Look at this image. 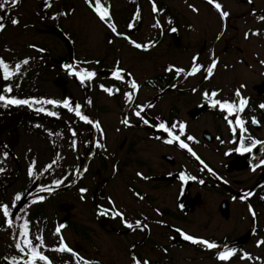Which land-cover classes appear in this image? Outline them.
Instances as JSON below:
<instances>
[{
  "label": "flooded vegetation",
  "instance_id": "af4514ba",
  "mask_svg": "<svg viewBox=\"0 0 264 264\" xmlns=\"http://www.w3.org/2000/svg\"><path fill=\"white\" fill-rule=\"evenodd\" d=\"M216 2L222 5V10L230 14L223 21L208 0H102V3L109 8L111 21L117 26L118 32L124 33L138 43L151 44L144 50L135 48L128 40L114 34L106 23L100 21L85 0H61L59 4L60 6L62 4L64 8L61 6L56 9H61L64 16L71 14L73 9L77 11L79 6L74 7L72 3L80 5L79 12L83 18H86L85 14L90 15V18L93 17L97 24L102 26L105 40L115 42L116 55L110 67L102 60L87 58L83 50L76 47V38L73 37L71 29L61 26L59 22L56 25L53 24V13L56 11L49 16L46 14L44 17H39L40 24H53L55 28L53 33L61 51L53 56L54 51L38 43H34L36 47H31V50L38 58L42 55L43 58L48 59L44 62L43 68H46L48 71L46 74L52 76L51 78L58 86L70 84L81 91L77 98L71 92H65L55 99L70 98L72 104L78 102L81 105V112L92 120L94 111L99 113V109L103 108L102 105L101 107L93 105L92 88L99 97H104L111 103L106 106L107 117L104 123L100 121L101 127L87 132L91 144L87 155L74 156V160L67 164L68 169L63 164L64 169L60 173L61 184L53 187V190L49 192L42 190L47 185H43L40 179L35 178L27 188L32 197L36 195L38 198L44 197L42 202L55 194L64 195V202L61 201L56 207L61 213L58 218L60 221L55 222L56 226L63 224V228L71 230L76 237L78 235L87 246L88 243L95 245L94 242L98 248L102 246L101 249L89 250L88 253L80 249L74 251L78 254H71L74 263L71 259L63 263L64 261L59 257L44 253L52 264H77V259L81 255L104 253L105 256L110 252L113 254L115 249L111 244L103 246L99 243L100 241L97 242L91 238L98 229L105 234L101 239L114 235L116 252L129 251L127 253L130 256L129 264H133V256L141 262L148 260L149 264L171 263L181 257L187 249L192 252V257L188 259L193 260V257L210 259L215 264H227L228 261L235 259L238 255L242 257L245 253L249 254L250 258L254 256L258 259L249 249V243L235 244L233 241L248 239L260 241L264 238V199H262L264 197V165H259V159L264 157V151L259 150V146L249 154L230 151L238 146L241 133L239 126L235 123L233 127L236 131H231L225 117L233 121L236 117L218 106L212 107L209 101L204 100L202 94L205 91L211 93L215 90L218 95L214 99L238 102L234 93L239 90L241 97L247 101L244 110L239 113L247 129L243 135L264 141V108L260 107L264 104V89L262 91L257 89L258 85H264V20L260 19L264 16V0H216ZM20 3L21 0L13 6L9 2L1 11L3 23L6 26L11 24L12 19H17V24L20 23V18L13 14L15 9H19ZM153 3L156 5V12H153ZM47 4L51 6L48 7ZM190 5L197 11H193ZM51 7L52 3L44 0L43 10ZM52 8L55 9V6ZM251 19L254 20L253 26L249 25L244 29L243 22ZM157 21L160 26L154 27ZM129 24L132 25L131 28L128 27ZM173 28L176 29L175 32L171 31ZM245 33H249L247 38L252 37L256 40L255 50L253 46L248 45ZM218 36L219 39H217ZM38 49H44V51ZM122 53H125L128 59L131 56L132 60L133 58L142 60L141 63H144L146 68L136 72L129 70L122 65L124 62ZM213 53L218 62L212 76L208 77L205 69L211 63ZM194 56L198 57L196 62L202 66L196 74L182 73L177 76L174 70L165 71L168 65L190 70ZM117 63L120 68L130 74L126 75L124 80H117L112 76V70ZM68 64L77 69L85 68L95 71L96 76L82 84L77 76L65 69L64 65ZM251 64L254 66L257 64L261 72V80L252 86L247 82L250 76L241 73V68L245 69ZM136 65L135 63L134 67ZM22 69L24 70V67ZM132 79L136 80L139 89L129 102L124 93L131 91L127 81ZM100 85L114 87L119 91L109 94L102 90ZM145 88H148L149 92L144 93ZM137 105L142 106L141 115L149 121L148 124H144L135 115L138 110ZM71 115L75 114L71 113ZM252 118H255L258 123L253 124ZM124 119L129 121L128 126L121 122ZM200 119L209 120V124L202 127L200 132L190 128V120ZM160 121L166 122L169 126L173 122H184L186 128L181 139H185L189 147L211 171L204 168V164L186 149H181L177 142L166 143L167 133L153 126ZM175 134H179V129L175 130ZM187 135L193 136L194 140H186ZM98 144H103L104 148L100 149ZM209 144L212 145L211 152H214L219 159L215 164H211L199 150L201 147L209 149ZM147 145H162L169 151L178 152V155L182 156L191 168L181 163L180 169H175V156L170 153L161 154V161L156 166L150 165L145 160L144 153L141 152V148ZM42 161L43 164L49 162L45 159ZM253 165H259L255 171L252 170ZM128 169L130 170L127 171ZM181 171L195 176L196 180L181 181L178 175ZM137 173H141L142 176H138ZM87 174L91 175V184L88 187H82V180ZM201 180L204 183H200ZM109 183L114 184L113 190L118 187L122 193L114 194ZM108 184L111 188L109 194L108 190L105 192ZM171 186L172 190L169 191ZM81 188L87 189V192L81 193ZM191 190L193 196L190 195ZM249 192L252 193L251 196L246 195ZM164 193H168L172 200L166 202ZM214 194L217 196L216 204L213 202ZM242 196L245 198L241 199ZM109 198L114 202L115 207L124 213L128 221L134 223L139 219L148 227L128 229L120 217L98 215V209L101 206L111 207ZM78 203H81L84 210L78 207ZM249 205L255 212V217L250 213ZM212 206L215 208L211 209ZM35 210L33 209L32 213L25 218L31 222L28 226L29 239L33 241L36 236L33 231V233L30 232L31 226L34 221H38L39 215L44 216L45 213L43 205L39 208L41 212ZM86 210L88 218L84 221L80 217L83 218ZM197 212L204 216L202 220L197 221L196 218H192V214ZM237 222L243 223L244 235L238 236ZM55 223L47 222L42 228L44 233L49 231L52 238L56 236L53 231ZM190 224H196L198 231L191 230ZM177 228L185 234L215 242L217 248L208 249L204 245L186 241L183 235L176 231ZM220 228L222 231L218 234ZM17 237L25 251L20 252L13 247L14 249L12 248L13 250L8 254L10 257L16 256L19 260L16 262L24 261L23 264H26L29 259L27 247L20 233ZM226 246L236 249V253L229 260L221 261L217 256L219 252L225 250ZM259 246L262 247L263 244ZM259 246L255 248L258 249ZM112 257H110V264L117 261L114 256ZM250 258L242 260L247 261ZM261 258H264V253ZM105 260L100 258L91 261L94 264L95 262L107 264ZM37 264H43V262L37 261Z\"/></svg>",
  "mask_w": 264,
  "mask_h": 264
},
{
  "label": "rangeland",
  "instance_id": "374dc122",
  "mask_svg": "<svg viewBox=\"0 0 264 264\" xmlns=\"http://www.w3.org/2000/svg\"><path fill=\"white\" fill-rule=\"evenodd\" d=\"M49 1L52 3V7L55 6V9L51 7L50 9L43 10L42 5L44 0H21V3L18 6L19 9H15L13 11V14L20 18V23L15 25L11 23L6 26L3 31H0V58H3L9 64V66L13 68L16 64H20L21 71L20 73L16 74L18 83L24 81L27 82V84L24 82L26 92L29 93L32 91V93H36L41 97V101L46 99H55V97H60V95L64 94L65 92H71L74 97H79L81 91L74 88L75 86L72 87L70 84L58 86L57 83L53 81V78H51L52 76H48V74H46L48 71H46V68H43V64L44 62H47L48 59L43 58L42 55L38 58L37 55L33 53L29 45L38 43L41 46L43 45L48 47L50 51H54L53 56L58 55V52H60L61 49L57 38H55V33H53L55 28L52 25H56V23L59 22L61 26L71 29V32H73V37L76 38V47L82 49L87 58H96L102 60L107 64L108 67H110L113 63L112 61L114 56L116 55V46H114L115 42L111 43V40L109 42L105 40L102 26L100 24L98 25L93 17L90 18V15L85 14L86 18H83L82 14L79 12L80 5L72 3L74 7H79L77 8L76 12L73 9L71 14L66 15V17L64 14H60L61 9H56L58 7L61 8V6L64 8L62 4L61 6L59 4L61 0ZM53 11H56L57 15H55L56 12L53 13L54 18L52 25H47V23L42 25L39 23L41 22L39 18L40 16L44 17L46 14L49 16V14ZM82 18L84 20H82ZM249 21L245 20V22H243L242 26L244 29L249 27V25L253 26L254 20L251 19ZM247 40L248 45L253 46V49L255 50L256 40H254L252 37L247 38ZM124 51H126V49H124ZM125 53L128 54L127 51ZM125 53H122L124 58V62L122 64L123 66L127 67L131 71L134 70L135 72L140 71L141 69L144 70L146 68L144 63H141L142 60L133 58V61L131 56H129L128 59ZM26 58L28 59V63L23 64V60ZM135 63L137 64L136 67H134ZM141 66L143 68H141ZM22 67H24V70ZM241 73H246L250 76L247 79V82L250 83L251 86L261 80L260 67L257 64L255 66L251 64L245 69L241 68ZM32 88L35 90H32ZM92 90V97L94 101L93 105L95 107H101V105L103 106L101 110L99 109V113H95L94 111V114L91 117L94 118L92 120L93 124H88L80 120L79 117L71 115V113L74 114V112H69L62 106L59 108L58 106L45 103L38 104L37 108H30L27 105H10L7 107V110H4L5 106L0 105V169H3V171H0V204H9L10 212L12 213L11 219L13 220L11 226L0 223V264H13L10 254L8 253L14 249L13 247H15L16 243H20L22 245L17 235L20 233L19 230L23 225L24 219L29 216L30 213H32L33 209H36L39 212V208L42 207V205L44 206L45 210L44 216H38V221L33 222L30 232L33 231L35 236H43L45 247L40 249L43 251V253L51 254L55 257L57 256L62 259V261H64L63 263H66L65 261L68 259H71V262L74 263L73 257L71 256L72 253L58 252L55 250L59 245L58 236L56 235L54 238H52L53 236L51 237L49 231L45 230V233L42 231L45 223L49 222L54 224L55 222L60 221L58 218L60 217L61 213H59V210L56 209V207L61 201L64 202V195L55 194L50 196L45 202H42L43 200L40 201L37 195L34 197L29 195L31 192L27 188L29 187L31 181L37 178L36 180L40 179L43 185H47L46 188L53 189V187L57 186L55 185L54 181L57 179L61 181L60 173L63 172V164L68 169L67 164L74 160V156H84V154L87 155L89 152L91 144L89 143L87 132H90L93 130V128H96L95 122H105V117H107L105 114L106 106L107 104L111 105V103L106 101L104 97H99L94 88H92ZM143 90L144 93L149 92L148 88ZM76 103H73V106ZM41 107L47 109V111L57 112L58 114L56 116H51L48 115L47 112L36 111V109ZM28 117H30L29 119L33 121L35 125H37L35 132L31 130L28 132L22 128V131H18L17 129H20L19 123L22 122V120H28ZM206 124H209V120L200 119L190 120L189 122L190 128L199 130V132L201 131L202 127H205ZM209 146V149L201 147L199 150L201 151L200 153L211 162V164H215L219 159L214 152H211L212 145L209 144ZM4 152L8 153L7 157L3 155ZM141 152L142 154L144 153L145 160H147L152 166H156L160 163L159 161H161V154L170 153L171 155L175 156V169L179 170L181 163H185L188 168H191V165L186 164V161H184L182 156L178 155V152L173 150L169 151L168 148L162 145H147L144 148H141ZM42 159H45L46 161L49 160V162L43 164L42 162L44 160L42 161ZM54 161L56 162L53 163ZM33 162H35L34 173L30 177L28 175V168L29 166L33 165ZM48 165H51V168H49ZM129 170L130 169L127 171ZM90 179L91 175L87 174L82 180V187L90 186ZM109 184L111 185L110 187L112 188L114 194L118 195L119 193L120 195L122 193L118 187H115L113 190V183ZM109 184L105 190V192L108 190V194L109 190L111 189ZM171 190L172 186L169 191ZM192 190L190 191L191 196H193ZM24 191L26 192L25 194L23 193ZM35 191L39 192L37 189H35ZM17 192L22 194L23 202L22 205L16 209V206L19 202H16L13 207L12 200ZM123 194L126 195L125 193ZM164 194L166 202L172 200L171 197L168 196V193ZM216 199L217 196L214 194V203ZM162 204L165 205L163 201ZM166 204L168 205V203ZM78 207L82 208L81 203H78ZM214 208L215 206L211 207V209ZM82 210H84V208H82ZM1 215L2 213H0V217ZM87 218L88 212L86 210V213L83 214V218L80 217V219L85 221ZM192 218H196L198 221L202 220L204 216L197 212L192 214ZM30 223L31 222H29V225ZM237 223L238 225L236 228H238V236L244 235L243 223ZM57 226L55 223V227L53 228L54 233ZM190 226L191 230L198 231L196 230L198 229L196 224H190ZM34 228L37 231H34ZM221 231L222 228L218 230V234H220ZM94 234L95 235H91L93 240H96L97 242L100 241L99 243H101L103 246H105L104 244L112 245L113 249H115V252H113L114 255L112 252H110L106 253L105 256L104 253H99L81 255V257L90 261L95 259L99 260L102 258L103 260L106 259L105 261H107V264H110V257L114 256L115 260L117 261L113 260V264L130 263V256L127 254L129 251L116 252V239L114 235H109V237H104L105 239H101L105 234L100 229H98V231ZM60 235L64 237L67 245L74 251H78L80 249V251H85L88 253L89 250H99L102 248L101 245L98 248L95 242L93 243L95 245L88 243L87 246L78 235L77 237L74 236L72 231L68 228H61ZM238 242L249 243V249L252 251V253L256 254L258 259H255V257L252 256L249 260L244 261L238 255V257H235V259L228 261L227 264H264V258H261V255L263 257L264 253V244L262 247L259 246L257 249L255 248V246H258V240L256 239L233 241L235 244ZM34 244H39V241L35 240ZM183 254L185 255L183 256ZM189 257H192V252L191 250L187 249L182 253L181 257H178L171 263L165 262L164 264H215V262L210 259L205 260L200 259L199 257H193V260H190L188 259ZM23 262L24 261L16 262V264H23Z\"/></svg>",
  "mask_w": 264,
  "mask_h": 264
},
{
  "label": "snow or ice",
  "instance_id": "6c2138e0",
  "mask_svg": "<svg viewBox=\"0 0 264 264\" xmlns=\"http://www.w3.org/2000/svg\"><path fill=\"white\" fill-rule=\"evenodd\" d=\"M9 2L13 6H15L18 4L19 0H2V2H0V10H4L6 7V4H8ZM85 2L88 3L89 7L92 8V10L96 13V15L98 16L100 21L106 23L107 27L117 36H120V37L128 40L129 43L132 44L137 49L146 50L148 47L151 46L150 43L149 44L138 43L135 40H131L124 33L118 32L117 26L115 25L114 22L111 21L110 10L106 5H104L102 3V0H85ZM208 2L215 7V9L217 10L222 21L225 20L230 15L229 12L222 10V5L218 2H216V0H208ZM46 6L50 7L51 5L47 4ZM190 7L193 8V11H197L193 6L190 5ZM156 11H157L156 5H155V3H153V12H156ZM61 14H63V13H61ZM260 19L264 20V16H261ZM11 23L15 25L18 23V20L12 19ZM169 23H171V21H169ZM153 26L159 27L160 26L159 21H157L156 24H154ZM5 27H6V25L3 23V16H0V31H2ZM128 27L131 28L132 25L129 24ZM171 31L175 32L176 29L173 28V29H171ZM252 34L257 35L258 33H252ZM248 35H249V33H245L246 38ZM217 39H219V36L217 37ZM29 47L35 48L36 46L35 45H29ZM38 50L44 51V49H38ZM192 59H193V62H192V66H191L190 70H185L184 68L175 67L174 65H168V66H166L165 71L171 72L174 70L177 76H179L182 73L185 75H194L201 70L202 66L196 62L198 57L194 56ZM217 62L218 61L215 59L214 53H213V58L211 60V63L205 69L208 77L212 76L213 70H214ZM27 63H28V59L26 58L23 60V64H27ZM64 67H65V69H67L69 71L70 74L77 76V78L81 81L82 84L86 80L90 81L96 76L95 71H91V70H88L85 68L77 69L73 65H70V64L64 65ZM0 72H2L4 80H11L15 73L20 72V64H16L13 68V67H10L9 64L3 58H0ZM126 75H130V74H128L126 72V70L120 68L118 63H117V65L112 70V76L117 80H124ZM127 83L129 84L131 91L124 93V95L126 96L128 101L131 102L133 99L134 93L139 89V85L136 82V80H134V79L127 81ZM100 87L102 90H104L105 92H108L109 94H112L114 91H119V89H116L114 87H107L105 85H100ZM12 91H13V87L11 85H8V86L3 88V93H0V105L5 106V107L10 106V105H17V106L18 105H27L28 107L31 108L34 103H45V104H49V105H53V106H62L63 108L67 109L69 112H74L75 116L79 117L80 120H82L88 124H93L92 119H90L89 116H87L81 112V105L79 103H76L73 106L70 98H65L63 100H56V99H46V100H42V101L33 100L30 102L28 99H19V98H16L15 96L4 94V93H12ZM193 91H195V89H193ZM202 95H203L204 100L209 101L212 107L215 108L218 106L221 110H226L229 114H232V113L237 114L235 121L228 119L227 116L225 117L227 123L230 126V130L233 132L236 131V128L233 127V123H235V125L239 126V131L241 133L239 140H238V146L234 147L230 151H233L236 153L249 154V153H252L254 149H257L258 146H259V150L264 151V141L255 139L251 136L245 137L243 135V133H245L247 131V129L244 126L245 121H244V119L240 118L239 113L244 110V107L247 104V101L241 97V93L239 90H237L234 93V95L238 99V102L237 101H229L227 99H224V100L214 99L218 95V93L215 90H213L211 93H209L208 91H205ZM89 103H90V101H89ZM149 106H151V105H149ZM260 107L264 108V104H261ZM137 109L138 110L135 112V115L137 117H139L140 120L144 124H148L149 121L144 116L141 115V111H143L142 106L137 105ZM36 111L47 112V114L51 115V116H56L58 114L57 112H54V111H47V109H45L43 107L36 109ZM121 122L126 126L129 125V121L127 119H124ZM251 122L253 124L258 123V121L255 118H252ZM153 126L159 128V129H162L165 133H167L168 138L165 140L166 143L172 144L173 142H177L178 146L181 149H186L193 157H195L202 164H204V168L211 171V169L208 168V165L200 159V157L193 151V149L191 147H189V144L185 142V139H181V136L184 135L185 128H186V125L184 122H179V121L173 122L169 126L166 122L160 121L159 123L154 124ZM95 127L97 129H99L101 127L99 122H95ZM177 129H179V134H175V130H177ZM74 135H75V133H74ZM186 140L193 141L194 137L191 135H187ZM97 146L100 148H104L103 144H98ZM225 154L228 155V153H225ZM3 155L5 157H7L8 153L4 152ZM53 163H55V161ZM34 165H35V162H33V165L29 166V168H28V175L30 177L34 173ZM259 165H264V157H261L259 159ZM259 165H253L252 170L255 171V168ZM48 167L51 168V165H48ZM0 171H3V169H0ZM137 175L142 176L141 173H137ZM178 175H179V179L181 181H184V182H186L188 180H196L195 176L188 175L184 171H181ZM199 182L204 183V181H202V180ZM54 183H55V185L59 186L61 184V181L59 179H57L54 181ZM42 190H46V191L51 192L53 189L52 188H44ZM80 192L86 193L87 189L81 188ZM246 195L251 196L252 193L249 192ZM21 198H22V194L20 192H17L15 194L13 200H12V205L14 206L16 204V202L21 200ZM240 198L244 199L245 197L242 196ZM43 199H44V197H42V196L39 197L40 201H42ZM262 199H264V197H262ZM108 202L111 205V207L101 206L98 209V215H102V216L111 215L114 218L120 217L122 223L128 229H133V228L144 229V228L148 227L146 224H142L141 220H139V219H137L134 223L128 221L125 218L124 213L119 211L115 207V204L111 200V198H109ZM249 211L253 215V217H255V212L252 210L251 205H249ZM0 213H2V215H3L4 222L7 223L9 226H11L13 223V220L10 218L12 216V213L10 212L9 204H0ZM157 223H162V221H157ZM28 226H29V221L27 219H24L23 225L21 226L20 235L23 237V243L27 247V253H28L29 259L26 261V264H37V261H42L43 264H52L49 257L47 255H45L40 250L41 248L45 247L43 236L42 235L36 236L35 240L39 241V244H34L33 239H29V227ZM63 227H64V225L61 224V225H58L55 229L54 234L57 235L58 239H59V245L55 250L58 252H68V253H72L73 255H78L74 252V250L71 247H69L67 245V243L64 240V237L62 235H60L61 228H63ZM176 231L178 233H181V235H183L184 240L190 241L193 244H201V245L206 246L208 249L217 248V245L215 242H210L209 240L201 238V237H195L193 235L185 234V233L181 232V230L178 228L176 229ZM257 244H258V246L260 244H264V240L258 241ZM15 247L17 249H19L20 252L25 251V248L22 247L20 243H16ZM235 253H236V249L228 248L226 246L224 251L218 253L217 258L221 261H227L233 255H235ZM241 258L242 259L243 258H250V256H249V254L245 253L244 256H242ZM11 259H12L13 264H16L17 257L13 256V257H11ZM132 260H133V264H149L148 260H144L143 262H141L135 256L132 257ZM77 264H94V262L86 260L83 257H78ZM95 264H98V262H95Z\"/></svg>",
  "mask_w": 264,
  "mask_h": 264
},
{
  "label": "trees",
  "instance_id": "16d2710c",
  "mask_svg": "<svg viewBox=\"0 0 264 264\" xmlns=\"http://www.w3.org/2000/svg\"><path fill=\"white\" fill-rule=\"evenodd\" d=\"M1 11L2 10H0V16H1ZM16 74L17 73L14 74L12 80H4L5 87L8 86V85H11L13 87L12 93H4V94L5 95L15 96L16 98H19V99H28L30 102L33 101V100L41 101L40 100L41 97L39 95H37L36 93H32V91L29 92V93L26 92L24 82L18 83V81L16 79L17 78L16 77ZM32 90H35V89L32 88ZM38 104H40V103H34L33 106H32V108H37L38 107ZM11 106H13V105H11ZM7 107H9V106H7ZM7 107H4V110H7ZM29 118L30 117H28V120H22V122L19 123L20 129H17L18 131H22V129H23V130H26L28 132L30 130L33 131V132H35L37 125H35L34 122L31 121ZM0 223L6 224L4 222L3 215H1V217H0Z\"/></svg>",
  "mask_w": 264,
  "mask_h": 264
},
{
  "label": "water",
  "instance_id": "95a60500",
  "mask_svg": "<svg viewBox=\"0 0 264 264\" xmlns=\"http://www.w3.org/2000/svg\"><path fill=\"white\" fill-rule=\"evenodd\" d=\"M263 86H264L263 84H262V85H259V86L257 87V89H258L259 91H262V90L264 89ZM3 87H4V83H3V74L0 72V93H2ZM22 202H23V200L21 199V201L17 204L16 209L19 208V207L22 205Z\"/></svg>",
  "mask_w": 264,
  "mask_h": 264
}]
</instances>
